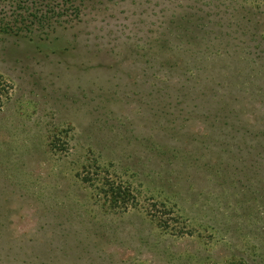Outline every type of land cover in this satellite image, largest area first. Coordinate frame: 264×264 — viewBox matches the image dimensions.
I'll return each mask as SVG.
<instances>
[{
  "label": "rangeland",
  "instance_id": "374dc122",
  "mask_svg": "<svg viewBox=\"0 0 264 264\" xmlns=\"http://www.w3.org/2000/svg\"><path fill=\"white\" fill-rule=\"evenodd\" d=\"M0 25V233L19 258L264 264V0H0ZM217 103L236 132L207 120ZM106 175L128 209L96 191Z\"/></svg>",
  "mask_w": 264,
  "mask_h": 264
},
{
  "label": "trees",
  "instance_id": "16d2710c",
  "mask_svg": "<svg viewBox=\"0 0 264 264\" xmlns=\"http://www.w3.org/2000/svg\"><path fill=\"white\" fill-rule=\"evenodd\" d=\"M15 6L17 9H19L18 3L15 4ZM21 8H23L25 11H28V9L26 7H21ZM24 16H25V13H22L21 11H17V13L15 14L14 24L19 23L22 25V27L25 26L24 21H23ZM4 26H6V28H7L4 31L12 30L9 25H4ZM15 28H20V27H15ZM0 29L3 30L4 27H0ZM188 56H192L193 58H192L191 62L195 63V57H197L198 54L191 53ZM258 61H260V58H258ZM194 63H192V64H194ZM253 63H255V64H253V67L249 68V71H250V77L252 79V82L255 84L257 81V77L264 75V69H262V67H261L262 64L258 65V63L255 62V59L253 60ZM205 69H200V70L203 72H206ZM187 71H188V67H185L184 73L187 74ZM187 80H188L189 85L200 86L198 79L196 77L193 78L191 75H188ZM186 87H187V85H186ZM201 88H203V87H201ZM208 92H209V89H208V91H206V89L203 88V90H202L203 95L204 94L210 95V93H208ZM210 110L211 111L206 113V116H207V120H209V123L210 122L212 123L211 125H214L215 123L219 122L218 121L219 119H217V118H227L228 117L230 119H228V123H227V119H226L225 125L227 123V125H229V128L231 129V131H235V132L237 131L235 128H238L240 125H237L235 123V121L239 122L241 120L238 119L240 117V115L238 116V115L233 113L232 105H229V110H228V107H226V105H223L221 103H217L213 106V108L211 106ZM240 128H243V127H240ZM241 139H243V138H241ZM238 146H239V144H238ZM90 168H92L91 165H90ZM93 169L95 170L94 173L99 175V176H101L102 173L105 174L108 172V169L106 167H104V166L100 167V165H93ZM91 177H92L91 173L89 172V170H87L86 172H84V176L81 178V180L84 183L91 185V184H94V181H92ZM95 188H96V191L98 192V194L100 195V197L104 200V203L109 205L111 209L121 208V209L126 210L131 205H133L132 200L135 197L132 195L131 191H129L130 190L129 187L124 186L122 183L118 182L112 176L106 175L105 177H101V179L97 183H95ZM156 218H157L158 224L161 227L168 228V221L167 220L160 219V217H156ZM4 235L5 234L3 232L0 233V264H35V260L33 261L30 258H23V259L19 258V256H18L19 252H21L23 254L22 257L25 255V253L23 252V247L21 245H19V246L9 245L8 240L2 239V238H4ZM1 254L3 257L1 256ZM26 256H28V255H26Z\"/></svg>",
  "mask_w": 264,
  "mask_h": 264
}]
</instances>
